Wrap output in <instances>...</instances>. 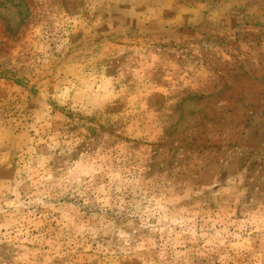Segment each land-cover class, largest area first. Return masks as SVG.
<instances>
[{"label":"rangeland","instance_id":"1","mask_svg":"<svg viewBox=\"0 0 264 264\" xmlns=\"http://www.w3.org/2000/svg\"><path fill=\"white\" fill-rule=\"evenodd\" d=\"M0 264H264V0H0Z\"/></svg>","mask_w":264,"mask_h":264}]
</instances>
